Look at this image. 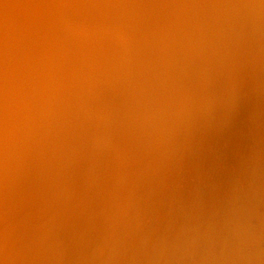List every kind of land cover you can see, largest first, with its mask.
Returning a JSON list of instances; mask_svg holds the SVG:
<instances>
[{"label": "rangeland", "instance_id": "rangeland-1", "mask_svg": "<svg viewBox=\"0 0 264 264\" xmlns=\"http://www.w3.org/2000/svg\"><path fill=\"white\" fill-rule=\"evenodd\" d=\"M206 1L208 5L205 6L206 7L210 6V7H207L206 9L204 8V10L202 9L203 13L201 11L202 14L206 13V18L204 16L202 18L201 14H198V12H194L193 10L192 12L196 14L192 13L193 15H190V19H193V21L194 20L197 21V23L195 21L193 22L195 24V28L200 27L199 28L200 31H196V32L203 33L205 30L206 31L209 29L211 30L212 28L215 31L217 29L218 31H222L225 30V28L228 25L227 27L228 32L226 33L225 39L229 40L228 42L231 43L233 48L231 46L232 49L228 48L226 50L220 49L218 51L215 50L213 51V49H209L210 46L204 45L200 47L201 50L199 48V49H195L194 51H188L186 54L187 62H185L186 60L184 61L185 55H180V53L178 52L179 50L178 48L180 44L184 41L185 37L189 34L187 29H189L191 25H189L186 29L185 28L178 29V26H175L174 28L177 29L176 32L173 31L172 32L173 34L166 33L167 31H169L168 28L172 27V25H174L178 20V14H180L181 16L182 12L177 13L176 12L177 9L174 8V6L176 7L177 5L179 6V0L149 1L148 2L149 5L146 11L143 12L144 14L140 16L136 15L135 12L132 13V11H128L125 13L122 10H120L115 14L114 17H111L110 21L112 22L109 25L110 27L106 29V31L103 33L105 35H101V36H98L99 35L97 34L98 31H96L95 34L91 33L89 35H86L85 32L88 30L84 27L82 28H84V30L86 31H84L82 28L79 31H72L75 29H70L69 26L71 24L81 25L79 24L80 22H82L81 20L76 21V19L79 17L80 19L81 18L85 19V21L93 22L95 21L94 19L103 16V13L107 14L109 9H105V12L102 13L98 10L99 7L98 8L93 7L92 9L87 7L86 12H79L75 4L71 6L70 4L67 3L66 4L67 7L65 9L66 12L63 10V13H61L60 15L61 18L56 17L57 22L55 21L54 23L52 22L53 25L57 24L56 25V28L58 29L57 30L58 33H56L57 36L50 33L51 32L49 30L50 28H46V30L45 28L43 29L42 37L44 38L43 40L45 42V46L43 47L41 46L40 48L41 51L39 49H38L39 51H37L36 49L37 47H35L34 44L33 46H31L30 43H27L28 41H26V38H24L23 41V45L25 46L24 49L23 47L19 46V43L18 44L14 43L16 41L17 36L20 35L19 30L15 26H11L12 27L10 28L11 32L8 33L5 30L0 35V40L2 42L0 43V46L3 49H5L6 52H8L6 54L5 51H3L0 58V100L8 96L9 93H11L10 91L12 89H15L16 86L18 88L21 81H23V78L27 76L29 77L30 74L32 76L38 74V69H34V71H31L27 65L32 64L33 61L31 59L38 56V54H40L41 62H46L48 59H50L52 53L55 54V52H52V49L51 50L49 49L48 43H51L52 41L54 42L55 39L61 38L68 48L71 47L70 56L75 61L74 65H76L77 67L79 64L82 65V67L80 66L81 68L79 69V72L74 79L73 78H70V80L66 79L65 81H62V83L51 80L48 81V84H53L55 85V87L61 88V86L63 85L64 87H66V88L64 87L61 88V90L66 95L64 94L65 97L60 102V105L56 110L60 114L58 113L57 115L56 113L54 114L55 121H52V126H58L59 125L58 122L62 120V118L67 119V116H70L71 118L72 112L74 114V112L78 111L82 106H85V108L81 110L82 115H84L85 119L87 120V122L84 123V125L87 126H83V129L70 126L68 129H66L67 127H65V130L62 129L63 131H61L58 134L51 135L49 133L50 131H48L46 138L43 137L42 140L40 139L41 137L38 136L37 139H39L40 143L41 141L43 142L41 143V145L43 146L47 145L45 147L48 149V151H46L47 149L44 150L45 147L43 148L41 145L39 149H41L42 147L41 150L46 151L43 154H50L53 159H51L50 155L47 156L46 158L50 157L48 159H51L52 161L56 158V160L54 161L55 166H57L58 164V166L60 167L63 166L65 162L67 163V161L68 162L71 161L67 164L69 165L72 162H74V159L76 161L77 159H80V157L81 159L83 158L82 160L85 159L87 160L89 157L85 158V155L88 154L90 155V153L92 152L94 153V151H92L94 149L100 151L101 148H97V146L100 147L99 145H101V143L107 145L106 143L108 142V140L106 139L107 138L106 136L109 134L113 126L120 128L118 125L121 126V124L123 125L124 123L125 126L130 129V130H126L123 128L120 129L121 139L115 143L112 151L115 152L116 157L123 158L128 166L127 178L125 180L127 186H123L121 191L122 196L126 195L125 197L126 207L128 205V200L129 203L132 204L133 200L137 196L144 197L146 199L145 206L148 207V210H146L144 213L142 222L141 219L138 218L137 216L135 220L130 221L129 219L128 221V224L131 228H135L142 223V225H140V228H138V231L136 233V235L139 236L135 235L137 241L134 242L135 244L132 245V247H134V249L137 251H142L145 248L144 242H142V240L140 241V237L143 234L147 235L148 238L153 237L154 241L148 244V248H147L148 250L146 255L140 257V259L135 253H130L127 260L129 264H192V263L195 264L196 260L194 261L193 258L197 250L196 248L199 242L198 240L206 236L205 232L210 231L208 232L207 236L210 238H212L213 236V239L216 238L215 241L216 245H219L220 241H222L221 236L216 237L215 233L212 230L213 228L221 235L225 233V237L227 234L228 236L227 239L229 240L232 246L237 242V240L238 243H241L242 240H239V238L233 236L232 231H230V227L228 228V226L235 225L234 222L237 219V214L240 212L239 205L247 200L248 193H250L252 189H255L257 183H262L264 179V168H263L264 166L262 167L260 166L262 165L261 163H263L262 160L264 161V119L262 118V122H258V123L256 122L260 118H256L250 124L240 123L239 125H236V123H238L237 121H240L242 117V115H239L238 112L241 111L243 108L236 107L232 109L227 108L229 111L224 110L225 108H223V106L225 107L226 104L224 105L222 103H224V101L226 103L227 99L226 98L223 99L222 97L219 96L217 98L211 97V94L213 93H222V95H226L227 91H231L232 89H234L230 98L228 99L229 100L228 102L230 101L232 102V100L238 96L237 93L239 92L238 94L241 95H239L240 97L238 96V98L234 99L235 102L236 99L238 100L241 97H245V95L248 93L249 90L254 92L253 89L254 88L256 89V86L252 85L253 83L256 85H260L261 87L264 86V84L262 83V81L264 80V68H263L264 58L263 60L261 59V57L257 58L258 55H261V53L264 55V33H261L260 36L249 34L250 32L249 29H247V24H246L250 21L248 17H244L243 20H246V23L244 26L238 28L240 29L239 32L236 29L233 30V26L235 23L233 24L234 20L232 19L231 21L229 18H228V23H224L223 29H221V26H217L218 28L216 26L214 27L211 26V28L209 27L208 29H206L205 26L208 25V24L206 25V23L212 20L213 17H214L213 22L215 21L218 22L217 14L223 12L220 8L223 7V10L225 11L226 4H230L229 1L231 0L229 1L226 0L227 1L226 4L222 3L221 1L219 2V4L221 3L224 6L217 4L218 0L217 2L214 0L217 6L215 5V3L213 4V6L218 8V9L216 8L217 12L215 8L212 6V3L214 1L213 0H206ZM135 10L137 11V9ZM205 10H208L210 12L208 11L206 12ZM211 10L216 13L211 12ZM219 10L221 12H219ZM84 15H86L85 18ZM88 18L90 19L87 20ZM204 19H207L208 22L205 21ZM10 21L16 23L15 21L18 22V19L12 18ZM201 21L203 23L205 22L206 23L203 24ZM82 23L86 24L84 20ZM209 25L212 24H210L209 22ZM202 27L205 28L203 32H202L203 29ZM183 29H185L184 34L182 33ZM206 31L205 34L209 32ZM163 32L164 34H162L161 37H158ZM193 32L195 33V31ZM212 33L211 35L213 37L220 34V32L218 33L217 31L216 33L218 34L214 35L215 32ZM67 34L69 35L67 36ZM65 35L67 38L66 37L64 38ZM244 36L248 40V41L246 40V44L248 48L246 47V45L234 48V44L237 45L242 43V41H240L239 38L242 39ZM156 37H158L159 40H157V43L152 47V49H155L156 47L157 50L161 51L164 50L166 46H167L166 49L175 46L174 53L175 52L178 53L176 58H173V62H171L170 64H166L165 60L163 59L164 64L162 65L160 52L154 53V51L148 53L145 59H142L141 61L140 58L137 59L139 55L138 51L141 50V48L138 47L147 46L149 43H152V41L156 39ZM90 42H93V44L92 43L90 44ZM40 44L41 42L39 41L38 45ZM25 48L28 52L26 54L24 53ZM250 49L251 51H247ZM208 51H212V52L209 53ZM259 52L261 53L259 54ZM196 53H198L199 55ZM257 53L258 55L256 56ZM128 61L130 62L134 61L136 63L131 64L129 67L125 69L124 67H122V65L124 62L127 63ZM76 62L79 64H77ZM184 62L186 63L185 64L186 68L183 71ZM33 63L35 64V62ZM37 64L39 63L36 62V65ZM211 66L212 68H214L215 66V68L218 69L212 71V69L210 70ZM77 67H73V68L76 70ZM190 67L192 68L190 69ZM244 68L246 74L248 72V75H246L245 72L243 73ZM53 71H56V69L54 68V65H51L49 62L48 64H46L45 69L41 72V74L51 75ZM168 74H170V76H168ZM232 74L234 76L237 75V77L239 78L243 76L241 78L242 80H240L241 84H237L235 88L233 87V83H232L233 81L231 80ZM244 74L246 75V77ZM249 75L250 77L247 78V76ZM58 76L63 77L59 74ZM145 78L151 81L157 80L159 83L162 84L161 87H165V85L169 86L172 88V91H171V95L169 96L164 95L163 98L155 102L151 98H148L145 101L146 105L145 108H143V110L147 109L146 111L147 112L149 111V115L150 117L151 116L152 117L151 119L149 116L145 117L144 116L146 115L145 112V114L143 115L145 118H143L144 120H142V116L139 113V110H136V106H134L135 104L128 99L126 92L129 93V90H132L134 83H136L138 80H145ZM201 78L202 81L204 80L203 82L206 83L207 81V83L206 84L202 83ZM193 79L194 80L198 79V80L194 81ZM191 85L193 86L189 87ZM239 89L243 92H241ZM235 90L238 92H236ZM245 90L246 93L244 92ZM51 93L52 92L49 90L50 95ZM242 93L244 96L242 95ZM37 94H38L37 92H33L32 94H30V96L28 95L29 96L28 98H26L27 99L26 102L30 103V107H31L30 111L31 110L32 111L30 112L22 109V115L24 116L26 121L25 131L29 130L28 126L32 123V120H36L38 118L36 117L38 112H34V111H39L41 109L40 107L41 99L39 96H37ZM118 95L121 99L120 104H119L120 100L118 99L119 97L117 98ZM197 95L200 96L197 97ZM208 98L210 100L212 98V101L208 100ZM183 99H185L187 102L185 100L184 102ZM188 99L191 100H189L188 102ZM122 102L125 105L122 104ZM194 102L195 104L197 102V104L201 105V107H199V105L197 106L199 108V111L197 110L198 108L196 107L197 104L194 107L195 108L194 110H196L198 113L194 114L195 118H192L191 120L192 127L190 126L188 127V129L190 130H188L189 137L186 140L187 145L186 146L184 145V147H179L174 149L173 152L174 157L172 158L168 157L167 162L165 163V169L166 171L168 170V172L166 171L162 172L164 167L163 166L160 168V172L162 173H160L157 176L155 169L150 166V163L152 162L151 151L148 149L147 145L141 144L136 140L133 132L135 134H140L141 132V135L143 136L142 138L143 139L145 138L144 140L145 142H147L149 141L148 135L150 133H153V131L155 132L154 128L157 127L156 128L157 131L161 129L162 126L164 127L165 125L166 128L168 129L167 130L168 132L167 133L165 132L164 134L166 138L169 137L170 132L176 131V136H177L176 139H179L177 141V144L179 145L180 142L182 141V136H181L182 132L181 129L178 127V124H181L180 123L181 120L186 118L185 116L188 113L187 111H189L192 108L191 104L194 105ZM215 102H218L220 105H218V103ZM242 102L240 104L241 107L243 106ZM131 103L133 105H131ZM130 106H132L131 110H128ZM32 107H34V109H32ZM183 107L186 111H183L184 110L182 109ZM189 107L191 108L189 109ZM125 108L127 110H124ZM18 109L20 110V108ZM207 109L212 110V118L209 121L203 122L202 119L203 117H205L203 115H206L205 112L208 111ZM200 110H202V112H200ZM125 111L129 113V117H127L128 113ZM137 111H138V115L140 114L139 116L141 117H138ZM161 111L164 112L165 115ZM124 112L125 114H123ZM68 113L70 114L68 115ZM131 114L134 116H132ZM181 114L184 115V117ZM167 115L170 118L171 117L172 118L171 119L163 118V116L166 117ZM155 116H157V118ZM158 116L159 117L161 116L160 120ZM175 116L176 119L174 120ZM139 118H141V121L139 120L138 122L137 119ZM146 118L147 119L149 118L148 119L149 121L145 122ZM154 118L156 120H154L155 122L153 125L152 121ZM161 118H163V122L161 121L162 120ZM164 120L165 121L170 120V121L168 122L166 121L167 122L166 123L164 122ZM142 121L144 122L142 123ZM150 122H152V124H147ZM207 122H209L208 124L211 125L215 124L214 129L207 131L205 127ZM138 124L140 125L144 124V127H140L138 126ZM149 125L153 127L151 128L149 127ZM62 126H64V124ZM145 126H148L146 127L147 129H149L148 131L145 128ZM100 130L103 132L105 131L104 132L105 134L96 135V133L100 132ZM2 132L4 131L3 129L0 128V133ZM24 132L22 131L20 132V134H23ZM153 136L155 139H158L162 136V134L154 133ZM217 139H219L220 142L217 141ZM48 140H50L49 143ZM36 141H32V142H36ZM45 142H47L48 144H46ZM38 143L36 142L35 144ZM65 144L67 145V147H69V149L65 147L66 146ZM78 144L80 145V148L75 147L78 146ZM33 145L34 144H32V146L30 145V147H33ZM58 146L60 147V149L62 148V151L59 149ZM94 146H96V148ZM215 146L217 147V150L216 148L215 150L218 152V154L216 155L219 158L209 163L205 171L202 168L203 161L200 162L201 157L211 152ZM54 147H56L58 151H56V148ZM71 147H73L74 150ZM86 147L87 148L92 147V148L86 151L87 150ZM49 148L52 149V152L54 154H52L51 149ZM81 148L86 150L85 151L81 150ZM29 150L31 152L33 148L32 149L29 148ZM49 150L51 153H49ZM96 150L95 152L97 153ZM73 151H75L76 154ZM83 151L85 153H83ZM243 151L245 155H243L242 157L240 154ZM55 152L59 154L61 152L60 157L59 154L57 155L55 154ZM80 152L83 154L84 157L81 156ZM25 153L26 155H28L27 151ZM25 153L22 154L20 157H17V155H14V157H12L14 159L18 158L17 163L19 162V164L17 165L16 163L17 166L10 165V163L11 164L13 163L12 161H10L12 160L10 156H6V157L4 156L3 157L4 161L3 162L2 160L0 161L1 164L3 163L0 166L2 167L0 168V172H2L0 173V182H1L0 186H2L4 181L6 180L7 182H5L6 184L5 188L8 187L9 184L11 187L8 188H13L16 186L15 187L16 189L15 188L13 189L15 190L14 193L17 194V195L14 194L15 196L12 197V199L10 200L12 206L10 205L11 207L9 206L6 209L4 208L0 212L2 213L0 214V264H63L65 263V261L68 260V258L71 257V254L73 252H76L79 249L80 242L82 241H84V243L86 244L89 243H93V245L99 244L100 247L103 249V252L105 250L104 253L107 252L106 251L107 244L109 245V247L112 246V248L114 246L113 250L117 253L120 250V246L118 247L117 244L119 235L120 237L126 236V234L124 233V231H122L121 228L122 227L121 220L118 221L119 223L116 222L118 218L117 220L114 219V222L112 220L111 222L105 221L103 224L102 223L97 224L96 226L97 228L95 227L96 229L92 232L93 234L91 233L92 235L90 234L91 235L90 236L87 234L88 231L82 228V226L80 225L85 221L83 220L82 222H80L82 211H79L78 214L72 212L74 214L72 215L70 214L69 217L63 219V223L65 224V227H63L61 223L62 221L59 219L58 216L59 212L55 209V207L49 208V206L40 204L38 201L36 202V200L34 199L30 200L32 193L36 191L37 182L39 181L41 182V184L44 182L42 185L45 187L46 181H44V179L41 176H39L40 178L38 177L37 180L29 179L30 182L25 183L27 181L26 179L28 178L27 174H23L24 172L25 173L27 172L25 171L26 169H24L25 161L27 159ZM68 156L70 157L69 159L71 160L69 159L67 160ZM19 158L20 159L22 158L23 161L19 160ZM57 158H59V160ZM29 159H27L28 162ZM257 159L259 161H257ZM58 161H62V164L59 163ZM21 162L22 163L24 162L23 165ZM87 164H89V161H87ZM251 164H253L254 166L255 164H257L258 167L254 168L253 166V168L255 169L253 170V168H250ZM88 167L87 168L90 169V166ZM233 167L237 168L238 170L234 173L237 175V177H232L231 175V173L233 174L234 171ZM11 169L13 172H10ZM8 171L10 172V174ZM17 176H19L18 179ZM8 178L9 180H7ZM181 180L184 182V184L180 183ZM13 182L15 185L13 184ZM144 183H146V185H144ZM152 184L157 186L156 188L160 191L158 194L151 193L152 191L150 190V188ZM85 185H87L86 182ZM21 188L23 189L25 188L24 190H26L25 192L27 193L26 196L18 192L19 190H21ZM186 192L188 193L190 192V193L186 194ZM68 193L69 192H65L64 197H66V194ZM22 197H26V198L22 199ZM17 200L18 202L23 201L24 202L23 206L17 207V202H15ZM114 203H115L114 199L111 200L109 199L107 202L108 206L106 205L107 209L110 208L108 212L111 216H113L116 213V208L114 207L115 206ZM43 206L45 209L43 208ZM260 207H262L263 210V205L261 203H259V208ZM13 209L15 210V212L13 211ZM208 210L210 211V213ZM261 211L259 212L261 213ZM251 218H253V216ZM156 219L157 221L155 222ZM152 220L153 223L151 222ZM134 221L136 222L135 224L137 225L134 224ZM260 223L261 222L260 221L258 222V220L252 221V227L257 229L258 231V233L257 231L254 232L257 239L261 238V235L263 233L262 229L260 232L258 230V225H260ZM159 224L161 227L168 224V230H170V232L166 238H159L162 236V234H160ZM86 225H87V221H86ZM75 229H84L86 233L84 231L82 232L81 230L80 233L78 231H75ZM37 230L38 232L39 230L42 231L38 233ZM94 233L95 235L97 234V236H95ZM98 239L99 241L102 239L100 243L99 241H97ZM103 239L107 242H104ZM74 240L76 242H74ZM74 243L76 245L75 249L73 247ZM223 245L224 244L222 245L220 244V247L222 249L225 246ZM17 248H20V252L22 253H24V251L26 250L25 252L26 254H24L25 257L21 258V256L18 257L16 256L17 252L15 250ZM163 249H165L164 250L165 253ZM49 250L51 251L49 252ZM46 252L48 253L46 254ZM18 258L23 259L24 262H21L22 260H17ZM210 260L208 262H210ZM199 264H205V262L201 261L199 262Z\"/></svg>", "mask_w": 264, "mask_h": 264}, {"label": "bare ground", "instance_id": "bare-ground-1", "mask_svg": "<svg viewBox=\"0 0 264 264\" xmlns=\"http://www.w3.org/2000/svg\"><path fill=\"white\" fill-rule=\"evenodd\" d=\"M149 1H152V0H0V35L5 30L8 33L11 32V29H10V28H12L11 26H15L19 30L20 35L17 36L16 41L14 43H16V44L19 43V46L23 47V49H24L25 46L23 45V41H24V38H26V41H28L27 43H30L31 46H33V44H34V46L37 47L36 48L37 51H39L41 46L42 47L45 46V42L43 40L44 38L42 37L43 36V29L45 28V30H46V28H50L49 29L51 31L50 33L54 34V35H56V33H58V31H57L58 29L56 28L57 24L53 25V23H54V21L57 22L56 17L61 18L60 15H61V13H63V10L66 12L65 9L67 7L66 6L67 3L70 4L71 6L73 4H75L77 6V9L79 12H86L87 7L90 9H92L93 7H97V8L99 7L98 10L102 13L105 12V9H109L107 14L103 13V16H100V17L94 19L95 21H93V22L85 21V19H83V18L80 19V17H79L76 19V21L81 20L83 22V20H84V22H86V24H83L82 22H80L79 24H81V25L71 24L69 26L70 29H75L72 31H79L82 27H84L88 30V31H86V30H84V28H82L84 31H86L85 32L86 35H89L91 33L95 34V32L98 31L97 32V34H99L98 36H101V35H105L103 33L106 31V29H108L110 27L109 25L112 22V21H110L111 17H114L117 12H119L120 10H122L125 13L128 11H132V13L135 12L136 15L140 16V15L144 14L143 12L146 11V9L149 5L148 4ZM215 1L217 2V0H215ZM215 1L212 3V6L214 3L216 5ZM220 1L224 4H226V2H227L226 0H224L225 2L223 0H218L217 4H219ZM210 2H212V1H210ZM229 2H230V4H226V8L224 7L225 11L223 10V7H221V8L219 7L223 12H221L219 10V12H221V13L217 14L218 15V22H216V21L213 22L214 21V17H213V19L209 21L210 24H212V25H209V22L207 21V19H204L205 21L208 22V23L205 22L206 25L208 24L207 25L208 27L205 26L206 29H208L209 27L211 28V26L212 27L221 26V29H223L224 23H228V18H229L231 21H232V19L234 20L233 24L235 23L234 24L235 28L233 26V30L236 29L239 32L240 29H238V28H240L241 26H244L246 23V20H243L244 17H248L250 21L246 24H247V29H249V32H250L249 34L260 36L261 33H264V0H231ZM86 3L87 4L89 3V4L87 5ZM205 5H208L206 0H179V6L178 5H177V7L174 6V8L177 9L176 10L177 13H180V12H182V13H181V16H180V14H178V20L176 21V23L174 25H172V27L168 28L169 31H167L166 33L171 34L173 31L176 32L177 29L174 28L175 26H178V29H182V28L186 29L189 25H191L189 27V29H187L189 34L185 37L184 41L180 44L179 48L177 47L179 49L178 52L180 53V55H185V59H184V61L186 60L185 62H187L186 54L188 51H194L195 49H199L200 47H202L204 45L210 46L209 49H213V51L214 50L218 51L220 49L226 50L228 48H231V46H232L231 43L228 42L229 40L225 39L226 33L228 32V29H227L228 25L225 28V30H222V31H218V29L216 30L218 33L220 32V34L216 33V31L213 28L211 30L210 29L207 30V31H209V32H207L204 27H202L203 29L201 28L202 32H203V30H205L207 32V34L208 33H210V34H208V35L205 34V31L203 32L204 34L201 32H196V31H200V29H199L200 27H198V25H197L198 28H195V24L193 22L195 21L197 23V21L196 20L193 21V19H190V15H193L192 13H194V12H198V14H201L202 18H203V16L206 18V13H204V14H202V13H203L204 8L206 9L207 7H210V6L206 7ZM219 5H222V4L220 3ZM222 6H224V5H222ZM214 8L216 10L217 7H214ZM135 9H137V11ZM192 10L194 12H192ZM208 10H205V11L207 12ZM212 10H211V12H213ZM190 11H191V13H190ZM201 11H202V13H201ZM208 12H210V11H208ZM216 12H217V10H216ZM216 12H213V13H216ZM194 14H196V13H194ZM86 15H84V18L86 17ZM194 16H196V15H194ZM198 16H200V15H198ZM12 18L18 19V22L15 21L16 23H14V22L10 21ZM202 18H201V20H202ZM89 19L90 18H88L87 20H89ZM197 20H198V17H197ZM205 23H203V24H205ZM181 24H183V25H181ZM71 27H73V28H71ZM229 27H230V24H229ZM185 29L182 30L183 34L185 32ZM197 29H199V30H197ZM114 31H116V30H114ZM193 31H195V33ZM211 31L215 32L214 35L218 34L217 35L218 37L217 36L213 37L211 35V33H212ZM256 32H259V33H256ZM108 33H109V31H108ZM162 34H164V32L161 33V35L158 37H161ZM68 35L69 34H67V36ZM65 37H66V35L64 36V38ZM149 37H150V35H149ZM158 37H156V39H154L152 41V43H149L147 46L138 47V48H141V50L138 51L139 55H138L137 59L140 58V61H141L142 59H145V57H146V55H148V53L154 51V53L160 52L162 65L164 64L163 59L165 60L166 64H170L171 62H173V58H176L177 53H178V52L174 53L175 46H172L168 49H166L167 48V46H166L165 49L161 50V51L157 50L156 47H155V49H152V47L157 43V40H159ZM212 38H214V39H212ZM50 40H51V38H50ZM115 40H117V39H115ZM239 40L242 41V43L237 44V45L234 44V48L241 47L243 45H246V47H247V44H246L247 38L245 36L242 39L239 38ZM39 41L41 42L40 45H38ZM0 43H2L1 40H0ZM14 43H12V44H14ZM91 43L93 44V42H90V44ZM48 44H49L48 45L49 49L50 50L52 49V52H55V54L52 53V56L46 62H41L40 61V54H38V56L31 59L33 62H35V64L32 62V64L27 65L31 71H34V69H38V74H36L34 76H32L30 74L29 77L27 76V77L23 78V81H21L18 88L16 86L15 89H12L10 91L11 93H9L8 96H6L5 98H2L0 100V126L2 125L0 128L3 129V131H4V132L0 133V161L1 160H2V162L4 161L3 160L4 156L5 157L10 156V158H12V157H14V155H17V157H20L22 154H24L27 151L28 155H26V153H25L26 158L29 159V157H30V159H29V162L27 161V159L25 161L24 169H26L25 171H27V172L26 173L24 172L23 174L28 175V178L26 179L27 181L25 183L30 182L29 179L37 180V178L39 176H41L44 179V181H46L45 187L42 185L44 183L42 180H41L43 182L42 184L39 181L37 182L36 191H34V192L32 191L33 193L30 197V200L34 199V200H36V202L38 201L40 204H44L46 206H49V208L55 207V209L59 212L58 216H59V219L62 221L61 223H62L63 227H65V224L63 223V219H65L66 217H69L70 214L71 215L74 214L72 212H75L76 214H78L79 211H82V216L80 218V222L85 220L84 221L85 223L83 222L80 225L82 226V228H84L85 230L88 231L87 232L88 235H90L97 228L96 227L97 224H101V223L103 224L105 221L111 222L112 220L114 222V219L117 220V218H118V220L116 221L117 223H119L118 221L121 220V225H122L121 228H122V231H124V233L126 234V236L120 237V235H119V239L117 241L118 243L117 242L116 243L118 244V247L120 246V250L118 249L119 251L117 253L113 250L114 246H113V248H112V246L109 247V245L107 243H106L107 244V246H106L107 252L104 253L105 250L103 252V249L100 247L99 244H98L99 246L93 245V243L86 244V243H84V241H82V242H80L79 249L77 248L78 247L77 246L76 248L78 250L76 249L77 251L73 252L71 254V257L68 258V260L65 261V263H63V264H129L127 260H128V256L130 253H135L138 256V258L140 259V257L146 255L147 250H148L147 249L148 244H150L152 241H154L153 237L148 238L147 235L143 234L140 237V241L142 240V242H144L145 248L142 251H137L134 249V247H132V245L135 244L134 242L137 241L136 236H139V235H136V233L138 231V228H140V225H142V223L135 228H131L128 224V221H129V219H130V221L135 220V218L137 216L138 218L141 219V222H142L144 213L146 210H148V207L145 206V200L146 199L144 197H140V196H137L133 200L132 204H130L129 200H128V205L126 207V204H125L126 203V201H125L126 195L122 196L121 191H122L123 186H127L125 180L127 178L128 166H127L126 161L123 158L116 157L115 152L112 151L115 143L121 139V135H120L121 130L120 129L121 128L126 129V130H130V129L128 127H126L124 123H123V125L121 124V126L117 124L120 128L113 126L112 129L110 130L109 134L108 135L106 134L107 136L105 135L107 137L106 139L108 140V142L106 143L107 145H104L103 143H101V145L96 144V145L100 146V147L97 146V148H101V150L97 151L96 149H94V150H92V151H94V153L92 152V153H90V155L88 154L89 156L85 155V158L89 157L87 160L85 159L86 162H85V160H82L83 158L81 159V157H80V159H77L76 161L74 159V162L67 165L69 162H71V161H69V162L67 161L70 158L69 157L70 155H69L67 160H66L67 163L64 161L65 162L64 165L59 167L57 163H56L57 166H55V164H54V161L56 160V158L52 161L51 159H53V158L50 154H43L44 152L48 151V149L45 147L47 145H45V146L41 145V143H43V142L41 141V143H40L39 139H37L38 136H40L41 137L40 139L42 140L43 137L46 138L48 131H50L49 133L51 135H53V134H58L61 131H63L62 129L65 130V127H67L66 129H68L70 126L83 129V126H87V125H84V123H86L87 120L85 119L84 115H82V112H81V110L83 108H85V106H82L78 111L74 112V114L72 112L71 118H70V116H67V119L62 118V120H60L59 122L57 121L59 123L58 126H52V121H55L54 120L55 119L54 114L56 113V115H57L58 111H56V110H57L58 106L60 105V102L63 100V98L65 97L66 94L61 90V88L64 87V85L61 86V88H59V87H55V85H53V84H48V81L51 80V81L62 83V81H65L66 79H68V80H70V78L74 79L75 76L78 74L79 69L82 67V65L77 63V62L76 63L79 64L78 67L76 65H74L75 61L70 56L71 55V47L68 48L61 38L55 39L54 42L52 41L51 43H48ZM46 46H47V44H46ZM249 46H250V43H249ZM232 48H233V46H232ZM2 49L3 48L0 46V58H1L2 52L5 51V49H3V50ZM200 50H201V48H200ZM18 51H19V49H18ZM247 51H251V49L247 50ZM208 52L210 53L212 51H208ZM5 53L7 54L8 52L5 51ZM24 53L25 54L28 53L26 48L24 50ZM260 53L261 52H259V54ZM196 54H198V53H196ZM190 55H192V54H190ZM257 55H258V53L256 54V56ZM239 56H240V54H239ZM263 56L264 55L261 53V55H258L257 58L261 57V59L263 60V58H264ZM26 57H27V55H26ZM243 60H244V58H243ZM48 61L50 62L51 65H54V68L56 69V71H53L51 75L41 74V72L45 69L46 64L49 63ZM130 61H128L127 63L124 62L122 67H124L126 69L131 64L136 63L134 61H132L133 63ZM36 62L39 64L36 65ZM185 62L183 65V71L186 68ZM241 63H242V61H241ZM189 64H190V62H189ZM73 67H77V69L75 70ZM122 67H120V68H122ZM238 67H236V68H238ZM188 68H189V66H188ZM191 68L192 67H190V69ZM245 68H244L243 73L245 72ZM211 69L213 71V70H216L218 68H215V66H214V68H212V66H211L210 70ZM240 73H241V71H240ZM58 74L63 76V77H59ZM237 74H238V72H237ZM245 74H246V72H245ZM241 75H242V73H241ZM246 75H248V72ZM246 75H245V77H246ZM168 76H170V74H168ZM201 77H202V75H201ZM242 77L243 76H241V78ZM248 77H250V75L247 76V78ZM190 78H192V77H190ZM203 78H205V77H203ZM241 78L237 77V75L234 76L232 74L231 80L233 81L232 83H233L234 88L236 87L237 84H241V81H240V80H242ZM262 78H263V76H262ZM243 79H245V78H243ZM135 80H137V79H135ZM165 80H167V79H165ZM196 80H198V79H196ZM196 80H194V81H196ZM192 81H189V82H192ZM201 81H202V78H201ZM203 81H202V83H204V84L207 83V81H206V83ZM263 81H262V83L264 84ZM189 84H187V85H189ZM252 85L256 86V89L255 88L253 89L254 92L249 90L250 92L248 91V93L245 95V97H241L238 100L236 99L237 102L236 101L234 102V99L238 98V96L241 94H238L239 92L236 90L235 91L238 92L237 93L238 96L236 95L237 97H235L233 100L231 99L232 102L231 101L228 102L229 101L228 99L230 98L234 89H232L231 91H227L226 95H222V93L211 94L212 98H214V97L217 98L219 96V97H222L223 99L224 98L227 99L226 103H225V101H224V103H222L224 105L226 104L225 107L223 106V108H225L224 110H228L227 108L232 109V108H236V107L243 108L241 110L242 114H241V111L238 112V114L242 115V117H241L240 121H237L238 123H236V125H239L240 123L250 124L256 118H260L256 123L262 122V118L264 119V92H263L264 86L261 87L260 85H256L254 83ZM161 86H162V84L159 83L157 80L151 81V80H148L145 78V80H138L136 83H134L133 88H132V90H129V93L126 92L128 99L131 100L135 104L134 106H136V110H139V113L142 116V120H144L143 118H145L146 116L150 117L149 111L147 112L146 111L147 109L143 110V108H145V105H146L145 101L148 98H151L155 102V101H158L161 98H163L164 95H168V96L171 95V91H172L171 87L166 86V85H165V87H161ZM192 86L193 85H191L189 87H192ZM64 88H66V87H64ZM188 89H190V88H188ZM49 90L52 92L51 95L49 94ZM246 90H247V88H246ZM246 90L244 91L245 93H246ZM33 92H37L38 93L37 96H39L41 99V101H40L41 109L39 111H34V112H38L36 115V117H38V118L36 120H32V123L28 126L29 130L25 131L26 121H25L24 116L22 115V109L25 111H30V109H31L30 103L26 102V100H27L26 98H28L30 96V94H32ZM241 92H243V91H241ZM120 94H121V92H120ZM119 95L117 96V98L119 97ZM242 95H243V93H242ZM198 96H200V95H197V97ZM233 96H235V95H233ZM212 98H211V100L208 98V100L212 101ZM118 99L120 100L119 101V104H120V102H121L120 97ZM184 100L185 99H183V101ZM189 100H191V99H188V102H189ZM201 100H202V98H201ZM242 101H244V102H242ZM241 102L243 103L242 107L240 105ZM203 103H204V101H203ZM215 103H218V102H215ZM122 104H124V103L122 102ZM186 104H188V103H186ZM196 104H197V102H196ZM196 104H195V102H194V105L191 104L192 108L189 107V109L190 108L191 109L189 111H187L188 113L185 116L186 118L181 120V122L179 121L181 124H178V127L181 129V132H182L181 133L182 141L180 142L179 145L177 144V141L179 139H176L177 138L176 131L170 132L169 137L166 138V136L164 134H165V132L166 133L168 132L167 131L168 129L166 128L165 125H164V127L162 126V128L157 130V131H156L157 127L154 128L155 132L153 131V133H150L148 135L149 141H147V142H145V140H144L145 138L144 139L142 138L143 136L141 135V132H140V134H135L133 132L136 140L141 144L147 145L148 149L151 151L152 162L150 163V166L155 169L157 176L160 173L166 171L165 163L167 162L168 157H170V158L174 157L173 156L174 149L179 148V147H184V145L185 146L187 145L186 140L189 137L188 130H190V129H188V127L189 126L192 127L191 120H192V118H195L194 114L198 113L196 110H194L195 109L194 107ZM131 105H133V104L131 103ZM198 105L199 104H197L196 107ZM218 105H220V104L218 103ZM19 106H21V107H19ZM131 107L132 106H130V108L128 110H131ZM199 107H201V105H199ZM214 107H217V106H214ZM18 108H20V110ZM203 108H205V107H203ZM32 109H34V107H32ZM182 109H184V107ZM124 110H127V109L125 108ZM162 110H164V109H162ZM197 110L199 111V108ZM202 110H200V112H202ZM207 110L208 111L205 112L206 115H203V116H205L202 119L203 122L209 121L212 118V110H209V109H207ZM183 111H186V110L184 109ZM125 112H127V111H125ZM125 112L123 114H125ZM129 112H131V111H129ZM145 112H146V115H144ZM132 113H135V112H132ZM162 113L165 115L164 112H162ZM58 114H60V113H58ZM69 114L70 113H68V115ZM152 114H153V112H152ZM127 115H125V116L129 117V113ZM137 115H138V111H137ZM139 115H138V117H141ZM155 115H156V113H155ZM173 115H175V114H173ZM184 115H185V113H184ZM184 115H182V116L184 117ZM132 116H134V115H132ZM151 117H150V119H151ZM155 117L157 118V116H155ZM160 117H159V120H160ZM163 118L169 119L170 117L167 115L166 117L163 116ZM163 118H161L162 122H163ZM148 119L146 118L145 122L149 121ZM175 119H176V116L174 117V120ZM137 120L139 122V120L141 121V118H139ZM154 120H156V119L155 118L153 119V121H152L153 125L155 122ZM166 121L168 122L170 120H166ZM166 121L164 120V122H166ZM143 122L144 121H142V123ZM152 122L147 123V124H152ZM176 122H177V120H176ZM208 123L209 122H207L206 126H205L206 130L210 131L211 129H214L215 124L211 125ZM63 124H64V126H62ZM129 124H130V122H129ZM157 124H158V122H157ZM171 124H172V122H171ZM141 125L138 124V126L144 127V124L142 126ZM166 125H168V124H166ZM169 125H170V122H169ZM48 127H50V128H48ZM52 127L54 130L52 129ZM109 127H111V126H109ZM146 127H148V126H145V128ZM149 127L152 128L153 126L149 125ZM167 127H169V126H167ZM52 130H53V132H52ZM148 130L149 129H147V131ZM22 131L23 132L25 131V132L23 134H20V132H22ZM104 132L100 130V132H97L96 135H100V134L103 135V134H105ZM154 133H160V134H162V136L158 139H155L153 136ZM36 140H38L40 144ZM50 140H48V143ZM32 141H36L39 145L35 144L36 142H32ZM217 141H219V139H217ZM98 142H99V139H98ZM45 143L48 144L47 142H45ZM32 144H34L33 147H30V145L32 146ZM66 144H68V143H66ZM86 144H88V143H86ZM40 145L43 148L45 147L44 150L45 149H47V150L42 151L41 150L42 147H41V149H39ZM49 147H50V144H49ZM65 147H67V145ZM75 147L80 148V145L78 144V146H75ZM94 147L96 148V146H94ZM29 148H31V149L33 148V150L30 152ZM54 148H56V147H54ZM67 148L69 149V147H67ZM71 148L73 149V147H71ZM82 148H83V145H82ZM82 148H81V150H84ZM91 148L92 147H90V148L88 147L87 150L86 149L85 150L88 151V149H91ZM215 148L217 150V147L215 146L211 152H209L208 154H205L201 157L200 162L203 161V167L202 168L205 171H206V169H207L206 167L209 163H211L213 160H216L219 158L216 155V154H218V152L215 150ZM49 149H51V148H49ZM59 149H60V147H59ZM60 150L62 151V148ZM95 150L97 151V153L95 152ZM56 151H58L57 148H56ZM75 151H73V152H75ZM84 151H83V153H85ZM51 152H52V149H51ZM51 152L49 150V153H51ZM81 152H80L81 156L84 157ZM90 152H91V150H90ZM77 153H78V150H77ZM52 154H54V153L52 152ZM55 154L58 155L59 153L55 152ZM60 154H61V152H60ZM60 154H59V157H60ZM75 154H76V152H75ZM44 155H46V156H44ZM49 155L51 156V159H48L50 157L46 158ZM63 155H62V157H63ZM240 155L243 157V155H245L244 151L241 152ZM33 156H36V157H33ZM15 158H16V156H15ZM17 159L18 158H16V159L12 158V160H10V161H12L13 163L12 164L10 163V165L15 166L17 163ZM57 159L59 160V158H57ZM19 160H22V158L21 159L19 158ZM69 160H71V159H69ZM87 161H89V164H87ZM257 161H259V160L257 159ZM58 162L62 164V161H58ZM262 162H263V163H261L262 165H260L261 167L264 166V161L262 160ZM23 163H22V165H23ZM2 164L0 162V166ZM18 164H19V162L17 163V165ZM87 165L90 166V169H88L89 167ZM253 166L254 165L251 164L250 168H253ZM3 167H5V166H3ZM161 167H163L162 172H160ZM255 167H258L257 164H255L254 168ZM0 168H2V167H0ZM254 168H253V170H255ZM233 169H234V171H233V174L231 173V175H232V177H237V175L234 173L238 170H237V168H234V167H233ZM10 172H13L12 169ZM10 172H9V174H10ZM166 172H168V170ZM0 173H2V172H0ZM27 175H26V177H27ZM18 177L19 176H17V179H18ZM7 180H9V178ZM5 182H7V181L5 180L3 185L0 186V212L4 208L5 209L8 208L11 205L10 200L12 199V197L17 195L14 193L15 190L13 189L16 186L13 188H8V187H11L9 184V186L5 188V186H6ZM85 182L87 183V185H85ZM180 183L184 184V182L182 180L180 181ZM13 184H14V182H13ZM31 184H32V182H31ZM65 184H67V185H65ZM0 185H1V182H0ZM144 185H146V183H144ZM156 187L157 186L152 184V186L150 188V190L152 191V192L151 191L150 192L152 194H158L160 192ZM24 189L21 188V190H19L18 192H20L21 194L26 196L27 193L25 192L26 190H24ZM65 192H69L68 194H66V197H64ZM187 193L188 192H186V194ZM24 198H26V197H22V199H24ZM109 199L115 200V203H114L115 206L114 207L116 208V213L113 216H111L108 212V210L110 208L107 209V206H108L107 202ZM15 202H17V207L23 206V203H24L23 201L18 202V200ZM259 203H261L263 205V210H262V207L259 208ZM239 206L238 207L240 209V212L237 214V219L234 222L235 225L234 226H232V225L228 226V228L230 227V231H232L233 236H235L236 238H239V240H242V242L238 243V240H237V242L232 246L230 244L229 240L227 239L228 238L227 234L225 237V233L223 235H221L220 233H218L213 228L212 230L215 233L216 237L221 236L222 241H220L219 245H216L215 244L216 238L213 239V236H212V238L207 236L208 232H210V231L205 232L206 236L198 240L199 242H198V245L196 248L197 250H196V253H195L194 258H193L194 261L196 260L195 264H199V262H201V261L205 262V264H264V179H263L262 183H257L255 189H252L250 191V193H248L247 200L244 201L243 203H241ZM43 208H44V206H43ZM237 209H236V211H237ZM13 211L15 212L14 209H13ZM259 211H261V213ZM209 213H210V211H209ZM0 214H2V213H0ZM252 216H253V218H251ZM1 218H2V216H1ZM140 219H138V220H140ZM252 219L258 220V222L259 221L261 222L260 225H258V230L260 232L262 229L263 233L261 235V238H259V239H257V237L254 234V232H256L257 229L252 227V221H254ZM86 221H87V225H86ZM156 221H157V219L155 220V222ZM151 222L153 223V220ZM158 222H161V221H158ZM135 223L136 222L134 221V224ZM139 223H140V221H139ZM135 225H137V224H135ZM159 226H160V224H159ZM98 227H99V225H98ZM84 229H75V231H78L80 233H81V231L82 232L84 231L86 233V231ZM219 229H221V228H219ZM42 230H39V232L37 230V232L40 233V231H42ZM57 230H58V228H57ZM97 230H96V233H97ZM169 232H170V230H168V224L164 225L163 227L160 226V234H162V236L159 238H166L168 236ZM257 233H258V231H257ZM94 235H95V233H94ZM95 236H97V234ZM231 238H233V237H231ZM94 240H95V238H94ZM97 241H99V239ZM100 241H99V243H100ZM74 242H76V241L74 240ZM104 242H107V241L104 240ZM108 242H111V241H108ZM126 242H128V243H126ZM225 242H226V244H225ZM101 244H102V242H101ZM112 244H113V242H112ZM220 244L225 245V246L223 245L224 246L223 249L220 247ZM75 246L76 245L74 243V246H73L74 249H75ZM80 248H81V250H80ZM56 249H57V247H56ZM164 250L165 249H163V251ZM179 250H180V248H179ZM15 251L17 252V254H16L17 257L18 256H21V258L25 257L24 254H26L25 253L26 250L24 251V253L20 252V248H17ZM50 251L51 250H49V252ZM47 253L48 252H46V254ZM164 253H165V251H164ZM19 258L17 260H22L21 262H24L23 259H19ZM178 259H180V258H178ZM209 260H210V262H208ZM178 263H179V261H178Z\"/></svg>", "mask_w": 264, "mask_h": 264}]
</instances>
